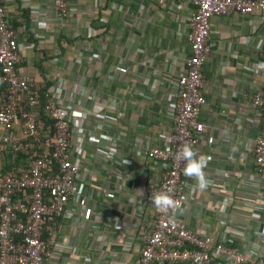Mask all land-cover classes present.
<instances>
[{
	"label": "crops",
	"instance_id": "1",
	"mask_svg": "<svg viewBox=\"0 0 264 264\" xmlns=\"http://www.w3.org/2000/svg\"><path fill=\"white\" fill-rule=\"evenodd\" d=\"M3 2L19 32L20 74L38 83L50 81V88L63 82L72 91L82 83L72 118L77 123L80 119L83 131L72 133L71 142L82 143L75 156L82 165L79 183L88 216L83 226L81 219L56 222L46 241L51 250L63 242L69 249L55 251L56 259L45 264H134L152 231L154 208L148 196L161 172L138 152L163 147L171 134L168 98L190 55L193 5L187 0H69L68 17L55 23L53 0ZM210 28L211 54L202 65L206 104L199 116L205 131L195 152L210 159L203 169L207 185L212 182L220 193L208 186L200 189L195 179L186 177L198 191L184 204L180 218L192 230L214 237L230 226L236 237H245L236 240L238 245L248 247L264 222V179L259 187L241 184L254 169L248 144L257 129L251 99L264 90V71L250 68L264 59V19L257 12L213 16ZM52 58L55 68L44 70L42 65ZM98 106L102 118L94 115ZM106 136L117 139L118 154L127 163L94 156L98 146H107ZM20 164L28 165L29 159ZM8 165L1 157L0 171ZM229 196L232 202L226 203Z\"/></svg>",
	"mask_w": 264,
	"mask_h": 264
},
{
	"label": "built area",
	"instance_id": "2",
	"mask_svg": "<svg viewBox=\"0 0 264 264\" xmlns=\"http://www.w3.org/2000/svg\"><path fill=\"white\" fill-rule=\"evenodd\" d=\"M68 1L53 0V17L58 23L68 17ZM187 1L193 5L187 33L190 55L184 60L183 72L168 98L172 131L163 147L138 152L159 166L161 172L148 196V203L154 208L152 231L134 264H264L261 260L264 257V222L257 239L246 247L236 242L245 237H236L237 231L228 229L230 226L214 237L203 229L192 230L180 218L184 204L198 188L186 180L185 163L179 157L185 144L196 151L204 136L205 128L199 116L206 104L202 94L205 86L202 65L211 54L210 19L229 14L246 16L253 12L264 19V0ZM102 20L106 21L105 18ZM10 22L6 6L0 0V158L5 153H26L33 149L29 139L38 138L42 129L38 122L42 108L36 92L39 83L19 72L22 47L19 32ZM250 70L255 73L264 71V59L254 62ZM65 89V83L61 82L47 90L53 96L47 99L43 109L52 120L54 129V134L44 143L47 150L39 155L32 153L28 167L19 168L18 174L0 173V264H45L56 259L57 253L69 247L63 242L55 244L56 249L51 250L43 239L44 233L51 235L57 221L72 224L81 219L79 223L83 226L82 219L88 216L87 197L79 183L82 165L75 156L80 153L82 143L71 142L72 133L81 135L83 131L72 118L78 109L76 90L82 89V83L69 90L67 96ZM86 99L93 101V96L87 95ZM251 104L254 111L251 121L257 128L248 143L254 156V169L244 176L241 184L259 187L264 179V90L252 96ZM96 109L94 115L102 118L101 107ZM17 126L20 127L18 130ZM91 141L95 143L94 139ZM104 141L107 146H98L94 156L116 165L126 163L127 159L118 154L117 139L106 136ZM209 160L207 158V163ZM207 186L220 193L219 187L212 182ZM159 192H167L178 202V207L167 212L157 209L150 197ZM136 195L142 196V193L138 191ZM225 202L231 203L232 197H226ZM222 209L223 205L220 213ZM252 216L260 217L255 212Z\"/></svg>",
	"mask_w": 264,
	"mask_h": 264
},
{
	"label": "trees",
	"instance_id": "3",
	"mask_svg": "<svg viewBox=\"0 0 264 264\" xmlns=\"http://www.w3.org/2000/svg\"><path fill=\"white\" fill-rule=\"evenodd\" d=\"M50 86H51L50 81L49 82L45 81V83H39V88H37V90H36L37 95H38V100L40 103V108H42L41 109L42 111L40 112L39 119H38V122L40 124H42V129L40 131L38 138L29 139L33 149H29L28 152H26V153H16V154L5 153L4 156H2V157L6 158L9 165L6 167V169L3 168L0 171V173L18 174V169L21 168V166H24L26 168L28 167L27 164L26 165L20 164L21 160L23 158L29 159V158H31L32 153H35V155H39V154L45 152V150H47L43 143L46 142L48 137H50L54 134L53 122L48 117L47 112L43 109L47 99L51 98L53 96L52 93L50 94L47 91L48 88H50ZM21 156H24V157H21ZM54 171L56 172L55 168H54ZM55 224H56V222H55ZM47 238H49V235L44 233L43 239L46 241ZM263 261H264V259H263Z\"/></svg>",
	"mask_w": 264,
	"mask_h": 264
},
{
	"label": "clouds",
	"instance_id": "4",
	"mask_svg": "<svg viewBox=\"0 0 264 264\" xmlns=\"http://www.w3.org/2000/svg\"><path fill=\"white\" fill-rule=\"evenodd\" d=\"M179 157L185 163L183 170L184 175L186 177L195 179L197 186L200 189L206 188L207 181L203 169L207 164V159L203 155L197 156V153L189 144H185L182 147L181 151L179 152ZM150 198L157 209L165 212H167V210L170 208L174 209L178 207V202L173 200L167 192L155 193Z\"/></svg>",
	"mask_w": 264,
	"mask_h": 264
},
{
	"label": "rangeland",
	"instance_id": "5",
	"mask_svg": "<svg viewBox=\"0 0 264 264\" xmlns=\"http://www.w3.org/2000/svg\"><path fill=\"white\" fill-rule=\"evenodd\" d=\"M55 20V19H54ZM57 21L55 20V23H56ZM42 68L44 69V70H49V69H54L55 68V64H54V61H53V58L52 59H50V60H48V63H46V64H44V65H42ZM71 88V84L70 85H68V89H66V90H69ZM77 121H78V125L80 126V119L78 120L77 119ZM81 127V126H80ZM82 128V127H81ZM44 144V143H43Z\"/></svg>",
	"mask_w": 264,
	"mask_h": 264
}]
</instances>
